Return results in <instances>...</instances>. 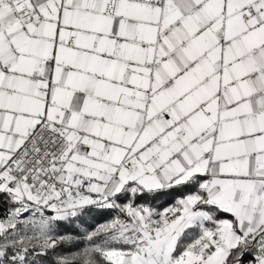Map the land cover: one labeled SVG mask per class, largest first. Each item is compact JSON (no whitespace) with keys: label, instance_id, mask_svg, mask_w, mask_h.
<instances>
[{"label":"snow or ice","instance_id":"6c2138e0","mask_svg":"<svg viewBox=\"0 0 264 264\" xmlns=\"http://www.w3.org/2000/svg\"><path fill=\"white\" fill-rule=\"evenodd\" d=\"M0 264H264V0H0Z\"/></svg>","mask_w":264,"mask_h":264},{"label":"trees","instance_id":"16d2710c","mask_svg":"<svg viewBox=\"0 0 264 264\" xmlns=\"http://www.w3.org/2000/svg\"><path fill=\"white\" fill-rule=\"evenodd\" d=\"M103 219V218H102Z\"/></svg>","mask_w":264,"mask_h":264}]
</instances>
